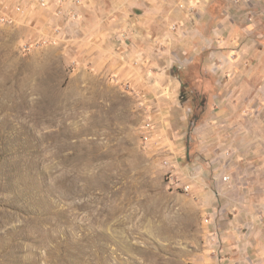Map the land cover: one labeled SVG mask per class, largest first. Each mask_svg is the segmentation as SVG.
Here are the masks:
<instances>
[{
  "label": "rangeland",
  "instance_id": "374dc122",
  "mask_svg": "<svg viewBox=\"0 0 264 264\" xmlns=\"http://www.w3.org/2000/svg\"><path fill=\"white\" fill-rule=\"evenodd\" d=\"M208 1L213 14L231 7L264 33V0ZM171 5L187 6L0 0V264H256L264 137L249 154L239 151L234 125L249 114L264 130L259 89L252 114L242 101L235 115L232 57L216 73L172 71L181 89L172 98L160 87L158 100L108 64L106 46L117 38L107 32L121 30L128 9ZM253 79L263 81L264 66L255 64Z\"/></svg>",
  "mask_w": 264,
  "mask_h": 264
},
{
  "label": "crops",
  "instance_id": "0c3cea01",
  "mask_svg": "<svg viewBox=\"0 0 264 264\" xmlns=\"http://www.w3.org/2000/svg\"><path fill=\"white\" fill-rule=\"evenodd\" d=\"M185 1L187 5L185 8L171 5L165 12L153 6L143 14L128 9L129 14L123 16L117 23L121 30L113 35L115 27H112L107 32L110 41L117 38L115 43L110 42L106 46L109 49L108 64L119 68L118 73L132 77L131 81L135 85L145 84L144 88L148 94H154L162 87L167 97L175 98L177 90L181 89L182 81L172 71L185 69L187 66H198L204 73H216L221 67L219 60L223 58L228 60L232 57L233 61L226 63L236 70L232 80V86L236 88L232 93V97L235 98L232 103H237L233 104L232 110H236L237 115L243 107L242 101L247 103L250 109L255 101L254 95H257L255 89L258 88L260 96H264V79L257 83L253 79L255 64L264 66V48L256 47V40L260 41L264 33H255L254 26H257V22L247 24L245 20L248 17L245 18L240 12H232L231 7L230 10H222L217 15L213 14L208 6V0ZM189 4L193 9L188 6ZM171 25L177 26L178 31L176 32V29L172 31ZM158 69L167 72L166 76H159ZM246 70L248 73L245 74ZM142 74L147 78H143L147 83H139ZM245 75L247 78H244ZM160 78H166L165 85L159 83ZM218 81L222 83V80L217 79L212 87H217ZM166 89L173 92L165 91ZM156 96L157 94H154L151 100H158ZM249 109L247 111L252 114V108ZM160 113L165 116L163 111ZM252 116L238 115V118L246 119L247 124L243 126L236 121L234 125L238 150L247 154L255 150V143L259 141L256 137H264V130L252 126L255 121ZM169 121L166 120L165 132H168ZM242 139L246 140L245 144H239ZM257 155L263 156L264 159L263 147H259ZM253 253L256 256L254 262L264 264V242L261 243V247H256ZM234 262L237 261L231 259L227 264H235Z\"/></svg>",
  "mask_w": 264,
  "mask_h": 264
},
{
  "label": "built area",
  "instance_id": "2783aa9c",
  "mask_svg": "<svg viewBox=\"0 0 264 264\" xmlns=\"http://www.w3.org/2000/svg\"><path fill=\"white\" fill-rule=\"evenodd\" d=\"M61 1H63V0H61ZM39 2H40V4H41L42 6H48V4L50 3V0H39ZM63 10H64V8H63V6H61V7L59 8V10L57 11V13H58V14H61ZM151 126L153 127V124H151V123H148V124H147V128L149 127V129H150ZM227 153H228V155H230V154H231L230 150H228ZM223 180L226 181V182H228V181L231 180V176H230V175H224V176H223ZM189 188H190V185H187V189H189ZM217 236H218V235H217Z\"/></svg>",
  "mask_w": 264,
  "mask_h": 264
}]
</instances>
